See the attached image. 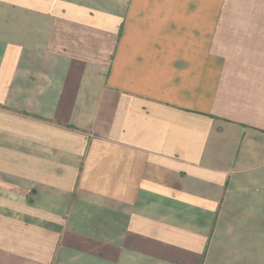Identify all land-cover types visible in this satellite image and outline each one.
I'll return each instance as SVG.
<instances>
[{"label": "crops", "instance_id": "0c3cea01", "mask_svg": "<svg viewBox=\"0 0 264 264\" xmlns=\"http://www.w3.org/2000/svg\"><path fill=\"white\" fill-rule=\"evenodd\" d=\"M0 264H264V0H0Z\"/></svg>", "mask_w": 264, "mask_h": 264}]
</instances>
